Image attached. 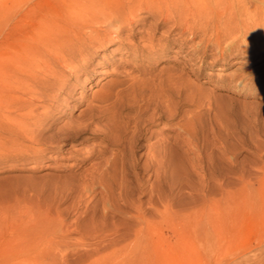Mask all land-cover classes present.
I'll return each instance as SVG.
<instances>
[{
	"label": "rangeland",
	"instance_id": "374dc122",
	"mask_svg": "<svg viewBox=\"0 0 264 264\" xmlns=\"http://www.w3.org/2000/svg\"><path fill=\"white\" fill-rule=\"evenodd\" d=\"M225 1L201 0L211 5L203 4L206 16L201 21L211 15L209 19L225 22L228 13L221 7L225 8ZM193 4L203 6L200 0ZM157 24L158 19L146 18L144 25L137 23L125 36L138 43L144 38L142 29ZM104 25L83 31L90 34L98 26L107 29V41L92 49L93 57H79L73 45L76 58L68 68L58 69L62 75L74 70L73 77L53 87L46 78L54 70L46 69L39 76L38 99L14 102L22 106L21 114L29 113L21 116L20 124L36 125L35 131L29 127L27 135L37 134L40 140L30 144L44 148L42 155L21 150L27 138L18 131H6V115L14 109L4 104L0 88V264H264V85L230 86L238 70L249 72L255 66L264 74V60H252L248 53L237 56L241 51L230 48L229 39L215 53L231 54L230 61L212 65L209 57L207 67L199 59L191 61L190 48L181 51L177 42L160 59H141L134 50L125 53L119 43L110 41L113 32ZM164 29L159 38L169 30ZM51 34L42 30L40 36ZM209 35L206 42L215 38ZM202 38L189 45H199ZM195 62L200 65L197 70L192 69ZM8 65L0 60V83ZM110 87L114 89L107 104L112 101V114L121 112L132 122L146 100L170 98L166 108L174 117L165 115L147 126L151 141H141L139 146L152 145L163 136L172 138L176 128L190 140L183 143L185 149L168 145L163 165L152 156L148 160L144 154L155 149L145 148L136 157L134 174H125L118 167L115 183L123 190L122 197L110 189L104 197L105 189L99 183L94 188L86 184L94 169L92 159L82 163L78 172L66 170L85 159L89 151H97L101 140L90 133L77 140L62 135L64 126L78 118L96 95L108 96ZM29 111L36 112L31 117ZM172 118L177 120L171 122ZM213 165L217 170H209ZM29 219L34 220L33 225ZM30 232L36 233L35 239L26 236Z\"/></svg>",
	"mask_w": 264,
	"mask_h": 264
},
{
	"label": "bare ground",
	"instance_id": "6f19581e",
	"mask_svg": "<svg viewBox=\"0 0 264 264\" xmlns=\"http://www.w3.org/2000/svg\"><path fill=\"white\" fill-rule=\"evenodd\" d=\"M193 3L194 0H56V2L52 0H0V60L9 64L8 68L4 69V73L2 72L1 83L3 84L0 83V88L4 94H2V96H4V104L14 109L6 115V131L10 133L18 131L21 136L23 135L25 139L27 138V140H24L26 142L21 145V150H32L31 152L34 156H40L44 153V148H32L30 143L38 142L40 139L37 138V134L31 136L27 135L29 127L31 126H22V124H20V119L23 115L21 114L22 106L19 108L16 106L17 102H14L18 101V99H22L24 102H28L29 99L33 98L38 99V91L41 90L37 91L39 88L37 85L42 81L39 76L45 75L46 69H50L51 71L54 70L52 76H48L47 78L46 76L44 77L52 86H58L63 80L65 81V78L73 77L76 74L74 70H67L63 75L58 72L59 68H68L73 58H76L71 52L72 46L75 45L76 49H78L76 55L83 58H90L93 57L92 49L96 47L97 44L103 46L107 41L104 40L106 39L104 35L108 32L104 27L98 26L93 29L90 34H85L83 32L92 25L102 23L106 26L107 24V27L113 32L112 35L108 37L110 41L119 43L120 49L125 53H132L134 50L140 54L138 57L141 59L150 57L160 59L168 54L171 50V46L177 42L181 51L190 48L189 59H191V61L193 59H199L204 66L207 65L206 59L209 57H212V65L219 63L220 60L228 62L231 59V54L225 55V53H223L222 55L221 51V54L216 52L218 54L215 56V50L224 49L223 43L229 39L227 41L232 40L229 45L230 48H239L241 51L237 56L243 57L244 54L248 53L252 60L258 58H261L258 61L264 60V45L262 44L263 46H261V40H263L261 38L264 36H261L264 33V0H227L226 5H224L225 8L223 9V6H221L222 12L228 13V15L225 16L228 18L223 23L221 20L217 22L215 19H209L211 15L210 17L207 15L209 18L206 17V19L209 20L204 19L206 22L201 21L202 17L205 18L206 16L202 8L204 5L208 6V3H210L209 1L206 4L202 3L200 0V4L204 5L198 7ZM213 7L215 8L216 4ZM219 9L221 8H218L217 12H220ZM210 12L212 11L210 10ZM138 14H141L142 17L138 18ZM149 17H154L156 20L158 19L157 27L152 28V25L145 26L146 28L141 31L144 38H142L140 42H134L132 39L125 36V32L131 27L136 26L137 23L144 25V19H148ZM221 18L222 17L218 19ZM202 22L204 24L200 25L199 23ZM223 25H225V28H223ZM164 28H168L169 30L164 32ZM160 29H164L162 35L167 40L165 43H163L164 38L158 37ZM42 30L47 32V34L52 33V36H40ZM176 30L181 32L175 34L177 35L175 39H171L172 33ZM55 32L57 34H54ZM209 34L215 38L213 40V38L210 37L211 40L206 42L207 38L205 37ZM106 36H108V34ZM198 37H203L201 43L199 45L193 44L190 46L189 43L195 41ZM210 38H208V40ZM43 51L46 54H42ZM195 65H197L196 62L192 65L193 70H197L196 68L200 66L197 67ZM254 68L255 69L249 72H239L238 70V72L233 75V78H231L230 86L235 85L236 87L238 85H244L246 88L254 85H264V74L261 73V67L256 68L254 66ZM202 69L200 68L198 72L202 71ZM219 69L223 70L222 67H219ZM136 77L134 79H136ZM139 78L141 79L142 76ZM42 85L44 84L42 83ZM48 87L49 85L47 88ZM22 88L23 90L20 91ZM113 89L114 88H112V90ZM107 90L104 91L107 92ZM109 90L111 93L109 92L108 96L96 95L92 99V102L89 103L88 108L83 110L78 118L71 119L62 129L63 136L65 135L68 138L72 137L74 140L84 137L89 133L93 135V139L101 140L99 144L101 146H99L100 148L97 151H89V155H84L85 159L81 160L78 164H72L70 167L65 168L72 172H78L82 163L92 159L94 169L89 174L90 178H87L89 181H86V184L94 188L96 184L99 183L105 189L103 191L104 197L107 196L106 193L109 189L118 197H122L124 196V192L121 187L115 183V173L118 167H120L121 172L125 174L130 172L134 174L136 157L140 150L145 148L155 149V152L151 150L150 153L144 154V156H147L148 160L152 156L154 161L163 165L167 157L168 145L171 144V146L173 145L176 149H185L183 143L188 144L190 140L184 139L180 129L176 128L175 135L172 138L163 136L157 139L152 145L148 146L145 144L139 146L141 141H151V137H148L150 130L147 126L155 125V123L163 119L165 115L174 117L175 114L166 108V106L169 105L170 98H161V100H158V98H151L148 101L146 100L144 104L140 105V112L138 116L135 117V121L132 122V119L129 117L126 119L122 114L120 115L121 112L112 114L110 110L112 101L107 104L108 98L112 95L111 87ZM46 96H48V94L45 93L44 97ZM19 102L22 101H18V104ZM254 104H256V102ZM13 106L15 107L13 108ZM29 107L31 108V106ZM36 107L38 108L37 105ZM36 107L34 108L36 109ZM34 112L31 111L30 115L34 114ZM48 112L46 114H48ZM28 114L26 116H28ZM25 115H23V118L26 117ZM35 118L36 117H34V119ZM34 119L32 120L34 121ZM104 120H106L107 123L103 124ZM175 120H177V118H172L171 122ZM178 123L179 125L182 124V122ZM34 127H31V129L33 128L34 130ZM40 130L39 128V131ZM45 142L47 143L46 140ZM79 152L81 153V151ZM76 153L74 152V154ZM105 154H109V156H105ZM140 157H142V155ZM185 162L188 163V161ZM211 169L217 170L215 165L209 170ZM145 171H147V169H145ZM106 183H109V185L107 186ZM28 221L30 225L34 224V220L29 219ZM18 236L19 235L15 234L14 237ZM26 236L35 239L36 233L30 232Z\"/></svg>",
	"mask_w": 264,
	"mask_h": 264
}]
</instances>
